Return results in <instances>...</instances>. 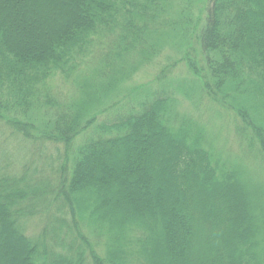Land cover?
Here are the masks:
<instances>
[{
	"label": "trees",
	"instance_id": "1",
	"mask_svg": "<svg viewBox=\"0 0 264 264\" xmlns=\"http://www.w3.org/2000/svg\"><path fill=\"white\" fill-rule=\"evenodd\" d=\"M207 4L176 36L201 49L203 67L191 46L183 58L193 90L228 115L240 161L167 86H125L172 37L171 0H0V124L64 149L49 178L0 165V264H264V182L246 168L264 172V0ZM58 76L80 78L69 104ZM118 95L137 108L117 111Z\"/></svg>",
	"mask_w": 264,
	"mask_h": 264
},
{
	"label": "rangeland",
	"instance_id": "2",
	"mask_svg": "<svg viewBox=\"0 0 264 264\" xmlns=\"http://www.w3.org/2000/svg\"><path fill=\"white\" fill-rule=\"evenodd\" d=\"M171 5H173V10L170 15L172 16L170 20L175 27L169 29L170 32L173 33L171 35L172 37H168L167 41H164L165 43L157 57L155 56L152 61L144 65L140 71L136 72V75H134L125 86L129 87V89L145 86L151 87L150 89L155 91L161 88L166 89L167 86L173 92L172 98L175 99L176 105L178 106L176 112L179 116H189L193 120L199 122L203 127H207L210 133L218 137L216 148L230 155L232 160L238 159L240 161L239 158L242 155V150L241 147L239 148L237 139L234 135V126L228 121V115H225L226 117L223 119L214 115L212 111L214 105L211 104L207 98L202 100L198 90L197 92L193 90V88L196 89V87L202 90L201 82L199 78H196L194 73L191 74L187 69L183 58L189 50L188 46H191L194 48L195 52L193 50H190V52L193 57L195 56V58L200 61L203 67L204 61L203 55H201V49H199L194 39L190 45H187L184 38L179 35V37L176 36L178 34V29L180 33L183 32L182 24L178 23V15L185 14L187 11V14H190L194 19L193 23H195L197 19H200V17L205 19L206 15L204 12L208 6L207 0H171ZM174 36L176 37L174 38ZM182 43H185V45H182ZM83 70L85 74L88 73L86 72V67H83ZM79 82L80 78L67 82L65 79L58 76V78L51 82V87L53 88L54 95H56L58 99H61L65 104H69L70 101L76 100L75 98L79 95ZM117 97L118 98H115V100L119 102L117 103V107L115 106L117 111L128 113L130 109L137 108L134 106L136 102H133L129 97H124V95H118ZM104 109H106V111L111 110L107 109V106H105ZM115 113L116 110L114 112L112 110L106 114L110 117ZM225 113L227 114L228 112ZM120 115H122V113L116 114V116ZM31 117H27V120L34 123ZM102 117L99 116V118ZM230 117L232 118L231 115ZM49 118L50 115L49 117L46 115H37L35 120L36 123L41 125ZM103 121V119L98 120V122L101 123H104ZM38 124H36L37 127ZM84 138L85 136L81 139L79 138L77 143L80 144ZM32 144V141H25L24 139L22 140L20 136L13 135L7 125L0 124V165L5 168L7 167L12 173H15V175L21 174L29 167V169L36 172V174L37 171H39V174L41 173L39 178L44 176L49 178V175L53 173V168L58 167L64 160H62V156H60L64 149L61 148V150L58 151L51 146L40 149ZM249 163H247L246 168L254 173V175H259L258 179L260 182H264V172L263 175L259 174L258 171H260V169L251 164L252 161H249ZM45 214L43 215L41 213L35 220H31L26 226V235L30 238L42 235L44 228L47 226L48 216L46 211ZM86 234H88L87 239L89 238L92 240L93 236H91L89 232Z\"/></svg>",
	"mask_w": 264,
	"mask_h": 264
}]
</instances>
